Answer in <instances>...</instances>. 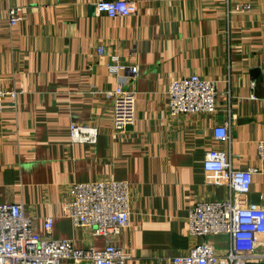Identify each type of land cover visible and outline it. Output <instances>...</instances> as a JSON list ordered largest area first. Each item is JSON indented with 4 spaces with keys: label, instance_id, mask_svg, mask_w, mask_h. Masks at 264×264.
I'll use <instances>...</instances> for the list:
<instances>
[{
    "label": "crops",
    "instance_id": "1",
    "mask_svg": "<svg viewBox=\"0 0 264 264\" xmlns=\"http://www.w3.org/2000/svg\"><path fill=\"white\" fill-rule=\"evenodd\" d=\"M94 1L0 0V79L17 90L1 100L0 203H22L39 234L51 216L54 239L103 249V236L66 215L68 187L124 180L129 226L113 244L125 264H171L201 241L188 234L189 208L228 195L203 169L209 149L230 153L235 168L258 167L242 202L264 208V0H237L251 7L233 13L223 0H129L137 13L117 18L95 15ZM12 7L21 20L9 28ZM193 73L216 82L217 112L170 120L169 81ZM121 81L135 92V122L116 131L105 92ZM228 105L231 138L217 144L212 128ZM72 122L97 128L96 141L72 142ZM209 240L220 255L229 246L228 235Z\"/></svg>",
    "mask_w": 264,
    "mask_h": 264
},
{
    "label": "built area",
    "instance_id": "2",
    "mask_svg": "<svg viewBox=\"0 0 264 264\" xmlns=\"http://www.w3.org/2000/svg\"><path fill=\"white\" fill-rule=\"evenodd\" d=\"M228 13L246 12L250 4L237 0H223ZM138 11L136 2L129 0H95V15L109 18L128 17ZM21 20V8L8 11L9 28ZM102 46L97 53L102 54ZM116 67L109 72L117 73ZM132 74L136 69H130ZM119 82L113 90L105 92L112 103V127L122 131L135 122V92ZM166 110L171 119L185 118L196 114L217 112L216 82L198 74L182 75L171 79L167 88ZM12 102L17 90L4 89L0 79V112L2 98ZM234 114L230 105L226 119L213 125L214 142L230 141V128ZM97 128L72 122L69 138L75 143H94ZM257 157L264 162V139L257 141ZM203 169L214 175L216 182L225 184L228 195L221 200L198 201L189 208L188 234L194 243L184 253L171 258V264H249L264 262V208L253 203L244 204L242 196L251 188L253 175L258 167L235 168L230 153L219 148L209 149L204 156ZM70 198L65 202L66 215L76 227H90L104 237L103 249L80 247L68 239L51 236L53 218L43 220V234L36 232L33 217L17 201L0 203V264H61L64 261L86 264H125L129 254L113 244V237L129 226V184L124 180L97 182H74L68 187ZM228 235L229 246L224 254L216 252L210 237Z\"/></svg>",
    "mask_w": 264,
    "mask_h": 264
}]
</instances>
